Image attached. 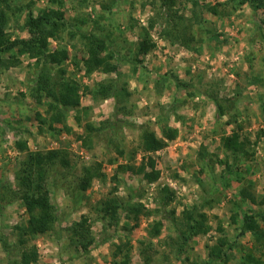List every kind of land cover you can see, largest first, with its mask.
<instances>
[{
  "label": "rangeland",
  "instance_id": "obj_1",
  "mask_svg": "<svg viewBox=\"0 0 264 264\" xmlns=\"http://www.w3.org/2000/svg\"><path fill=\"white\" fill-rule=\"evenodd\" d=\"M10 1L12 9L6 32L11 39L28 38L25 21L29 11L39 14L50 5V0ZM199 1L205 7L226 0ZM185 3L187 6L180 5V13L192 17L191 3ZM63 4L72 28H67L62 40L49 38L45 44L47 51L65 46L71 58L62 65L49 66L53 82L58 80L61 70H66L65 76L81 86L82 105L92 107L89 119L97 125L105 120L115 121V99H94L83 91L85 85L94 88L105 79H118L117 74L95 71L88 75L82 70V63L80 68L75 64L82 57L84 47L80 28L95 30L97 22L96 31L110 35L114 48L129 58L120 63L123 75L119 77V82L132 93L126 104L129 114H119L116 129L112 131L108 127L97 132L93 146L84 147L78 136L84 135L85 127L75 120L76 111H66L65 122L72 132L63 130L61 124L54 130L49 124L36 120L38 111L44 118L48 116L51 103L45 98L38 100L41 97L38 76L44 67L42 60L38 61L40 55L34 58L21 55L19 64L0 69V264H20L23 247L16 227L25 224L28 218L22 201L9 196L1 200L6 192L4 187L15 189V171L27 152L57 148H67L70 152L74 173H66L59 185L50 186L59 221L54 230L29 242L39 251L38 262L32 264H111L117 258L119 245L125 251L131 248V264H203L209 260L208 245H214L222 236L218 231L219 222L225 228L223 235L234 243L235 249L229 252L227 259L214 264H241L250 248L257 258L264 259L260 244L256 248L250 234L240 236L237 224L230 218L243 207L231 205L225 196L234 198L241 183L233 181L224 185L227 165L220 162L226 159L221 139L238 129L237 121L242 124L240 141L250 153L241 157L239 168L254 180L256 193L264 195V85L253 84L252 78H264V24L261 20L264 12L256 13L249 6L238 11L222 6V14L215 16L208 14L205 8V20L196 23L191 18L195 40L187 46L172 44L161 35L162 27L171 21V13L161 8L159 0H63ZM102 15L104 18L100 17ZM84 19L88 24L81 22ZM153 21L154 26H151ZM132 23L136 31L140 26L146 27L157 45L143 57L136 54L138 36L134 30H129ZM224 39L227 42H219ZM170 77H178L186 86L178 87ZM237 89L241 90L239 95ZM218 102L223 104L224 114L219 112ZM146 127L159 135L164 127H171L179 130V134L172 140L167 139L166 146L150 155L160 172L157 181L149 183L142 174L119 172L120 186L116 194L133 195L150 213L142 215L138 226L125 214L120 224L112 225L101 214L100 218L93 206L111 195L115 185L112 176L119 164H146L147 156L139 148L140 136ZM20 141L26 142L27 147L21 148ZM94 162L104 163L106 179H95L88 191H79L77 181L81 168ZM165 186L176 192L170 204L159 194V189ZM209 192L223 197L206 208L213 230L184 243L182 212L204 203L206 195H211ZM82 214L89 215L94 222L96 240L88 255L80 254L70 244L69 227ZM159 220L163 221L161 234L153 237L150 230L157 227Z\"/></svg>",
  "mask_w": 264,
  "mask_h": 264
},
{
  "label": "trees",
  "instance_id": "obj_2",
  "mask_svg": "<svg viewBox=\"0 0 264 264\" xmlns=\"http://www.w3.org/2000/svg\"><path fill=\"white\" fill-rule=\"evenodd\" d=\"M159 2L163 10L171 13V21L166 23L165 28L162 27L163 32L161 30V35L171 40L172 44L178 43L187 46H191L195 40L192 33L194 24L191 22V18L196 20V23H199L200 20H205V8L208 14L215 16L222 14V10L220 9L222 6H227L232 11H238L244 6H249L256 13L258 11L264 12V0H226L223 3L216 5L209 4L205 7L199 0H159ZM185 2L188 4L191 3L192 17L187 18L180 13L182 10L180 9V5L187 6ZM11 3L10 0H0V69L19 64L21 62L19 57L21 55H28L32 58L40 55L38 61L40 62L42 60L41 62H43L44 67L38 76L40 81L38 91L40 90L41 96L38 100L42 101L45 98L49 99L51 103L47 110L48 116L44 118L38 111L36 113V120L42 124H49L54 130L57 128L56 125L61 124L63 130L66 129L68 132H72V129L66 125L65 119L67 118L66 111L74 110L76 111L74 118L78 125L85 127L84 135L78 136V140L81 141V145L84 147L88 148L93 146V136L97 132L105 130L108 127L113 131L120 122L118 115L126 116L129 114L126 104H128L127 101L130 100L132 93L125 84L119 82V77L122 78L123 75L120 71V63L122 61H129V58L122 56L114 48L113 39L110 35H103L96 31L99 27L96 21L94 24L95 30L82 31L79 26L80 35L84 39V47L82 49V57L75 64L80 68V63H82L84 66L82 70L85 69L88 75H91L95 71H100L105 74L116 73L118 77L115 80L105 79L98 82L94 88L89 85L84 86L83 94L92 95L94 99H115V121L111 123V121L105 120L97 125L89 119L92 107L82 105L80 84L67 78L65 76L66 70L64 69L60 71L58 80L53 82V77L49 70L51 64L62 65L71 58L70 51L65 46L59 45L54 50L47 51L45 44L49 38L62 40L64 32L68 30L67 28H72V24L66 17L63 0H50V5L42 9L37 15L33 11H29L25 21V26L29 30V37L22 39H11L6 32V27L10 20L9 11L12 9ZM54 4L57 7H54ZM177 4L178 7L176 8ZM100 17L104 18V15ZM158 20L160 19L158 18ZM261 20L264 24V17ZM81 22L85 25L88 24L86 19ZM151 26H154V21ZM258 28H260L259 24ZM130 29L134 30L138 36V40L135 43V46H137V56L143 57L156 49L157 45L152 41L150 31L146 27L140 26V30L136 31V25L132 23ZM72 34L74 36L76 33ZM219 34L222 35V33ZM219 42H227V40ZM138 62L141 63L142 60ZM237 74L240 75V72ZM166 75H163V77ZM170 78V80L176 82L178 87L186 86L178 77H175L176 79L174 77ZM252 78L253 84L264 85L263 77L252 76ZM215 93L218 94L219 92ZM240 93L241 90L237 89L236 94L239 95ZM262 101V111L264 114V99ZM218 107L219 112L224 114V106L221 102H218ZM84 118L87 119L85 122ZM230 122L232 123L233 121ZM235 122L237 123L238 129L231 135H226L221 139V145L225 151L226 159L220 162H225L227 165L226 178L223 180L226 182L224 185L232 184L233 181H239L241 184L237 187L238 190L234 194V198L228 196H225V198L229 199L228 201H230L231 205L243 207V209H238L230 218H232L234 224H237L236 229L239 230L238 234L240 236L250 234L254 239V246L257 248L260 244L261 248H263L262 254L264 255V195L261 196L256 193V183L254 180H250L246 172L242 173L239 168V164L242 161L241 157L250 153L246 149L245 143L240 141L239 129L242 128V124L237 121ZM178 134L179 130L171 129V127H164L162 135H159L150 128H144L140 136L139 148L147 156L145 157L147 159L146 164L142 163L139 166H133L121 163L118 165L115 174L112 176L115 185L111 191V195L101 199L93 206L94 211L99 217L101 214L102 218L108 219L112 225H118L120 224L122 215L125 214L128 216L129 221H134V226L139 225L142 215L145 216L150 213L149 209L144 204L136 202L133 195L121 197L116 194L120 186L119 172L130 171L134 174H142L149 183L157 181L160 172L156 169L155 160L150 155L166 146L167 139L172 140ZM18 145L21 148L27 147V143L24 141L18 142ZM120 154L122 155L123 153L120 152ZM229 158L232 161L231 163H229ZM103 164L102 162H94L90 165H84L81 168V174L78 176L77 181L79 191H88L95 179H106L107 175L103 172ZM148 167L151 170H148ZM74 168L75 166L72 163V158L67 148L51 149L38 153L27 152L15 171V189L8 186L4 187L6 188V192L1 197V200L9 196L14 200L22 201L28 216L25 224L17 225L16 227L19 235V243L23 247L19 259L20 264L38 262V248L35 245H30L29 242L40 235L48 234L54 230L59 221L56 205L52 201V189L50 186L59 185L60 178H64L66 173H74ZM159 194L169 204L175 200L176 196V192L169 186L160 188ZM209 194L211 195H206L204 203L202 202L200 205L187 207L182 212L183 228H181V233L184 243L198 236H206L213 230L206 208L212 207L214 203H218L223 197L219 195L214 196L210 192ZM93 223V219L89 215L82 214L80 219L74 221L69 227L71 234L70 244L80 254L88 255L91 247L94 245L96 236L92 228ZM162 223L163 221L159 220L156 224L157 227L155 229L154 227L151 228V236L156 237L161 234L162 227L160 228V226ZM219 224L218 231L222 233V236L217 239L214 245H208L210 249L208 252L209 260L203 264H214L220 260L227 259L229 252H233L235 249L234 243H230L228 237L223 235L225 228L221 222ZM117 249L116 256L117 258L119 256L121 257L120 259L114 258L111 264H131V248L125 251L119 245ZM250 249L242 257L241 264H264V259L257 258ZM146 260H150V258Z\"/></svg>",
  "mask_w": 264,
  "mask_h": 264
}]
</instances>
